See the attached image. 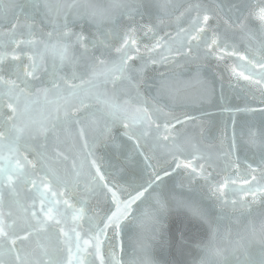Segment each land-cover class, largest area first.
<instances>
[{"label":"snow or ice","instance_id":"obj_1","mask_svg":"<svg viewBox=\"0 0 264 264\" xmlns=\"http://www.w3.org/2000/svg\"><path fill=\"white\" fill-rule=\"evenodd\" d=\"M213 62L261 105L215 151L166 102ZM116 125L145 165L127 185L95 153ZM173 210L201 230L173 238L191 264H264V0H0V264H156Z\"/></svg>","mask_w":264,"mask_h":264},{"label":"water","instance_id":"obj_2","mask_svg":"<svg viewBox=\"0 0 264 264\" xmlns=\"http://www.w3.org/2000/svg\"><path fill=\"white\" fill-rule=\"evenodd\" d=\"M149 0H145V3ZM174 87L176 93L174 99L166 101L174 103L180 112H188L197 117L195 122L190 121L188 131L195 135L197 139L202 141L206 147H211L213 151L220 147V139L223 130L227 127L229 135L231 134L232 118L237 120V130L239 125L245 120H260L259 114H250L237 112V108H243L246 104L259 107L256 101L250 97H246L238 89L230 87L227 74H224L222 66L217 68L215 62L204 66L197 72L196 65H190L186 69H180ZM223 96V100L221 97ZM225 108L231 111H225ZM203 131V136L198 134ZM123 128L116 125L112 129L111 136L113 139L106 143L98 145L95 149L96 157L103 165L109 179L121 185H127L132 181H139L144 175V161L139 156L138 151L134 148L131 141L123 136ZM153 163H156L153 160ZM182 176L174 175L166 177L165 181L169 188L174 190L178 198L184 199L196 196L195 191H189L187 187H180ZM196 187V186H194ZM211 204L210 201H206ZM94 207L103 214L105 205L100 203L94 204ZM213 211L219 213L218 208ZM167 237L170 244L166 247L156 245L152 248L151 255L156 264H175V262H183V264H191V261L198 259V251L195 247L185 248L183 252L178 250V246L173 239L185 225H188L186 235L193 241L201 236V230L194 225L188 224L186 215L183 210H173L167 217ZM139 230L133 228L124 238L125 244L128 246L129 255L132 253V247L135 245Z\"/></svg>","mask_w":264,"mask_h":264}]
</instances>
